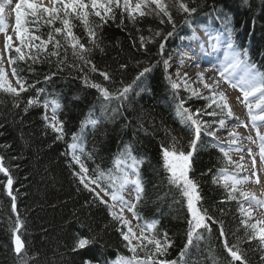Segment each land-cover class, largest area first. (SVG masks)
<instances>
[{
    "label": "trees",
    "instance_id": "obj_1",
    "mask_svg": "<svg viewBox=\"0 0 264 264\" xmlns=\"http://www.w3.org/2000/svg\"><path fill=\"white\" fill-rule=\"evenodd\" d=\"M165 3L169 5L177 26L184 14L176 12L172 6L173 0H166ZM217 4L221 5L215 7ZM189 6L197 7V12L189 20L194 24L202 21L203 24L223 28L225 25L215 17L226 15L228 26L239 47L248 50L249 59L264 73V0H189ZM214 7L216 11H213ZM92 19L97 18L90 17ZM118 23L119 12L116 22L110 21L104 26L100 32V47L91 54L92 62L100 71L109 72L114 83L105 81L99 72L89 73V78L103 84L110 92L134 81L145 66L156 64L164 73L163 63L157 62L162 59L158 55L159 44L162 35L172 30L170 24H161L155 15L146 16L135 25L127 19L124 21L125 27H117ZM73 24L76 25L75 33L84 42L80 22L73 20ZM27 26L34 28L32 23ZM56 26H60L59 22ZM49 30V26L42 25L36 34L46 38ZM157 31L161 36H154L146 45V51L141 49L139 37L153 36ZM173 42L175 40L172 37L166 41L163 58H166V50ZM7 54L9 60L16 55L11 50ZM71 59L69 54V63ZM17 64L24 66L22 61H17ZM122 64L127 65L123 70L120 69ZM16 66L11 64V69ZM35 68L36 73L41 74V80L42 74L56 70L55 67L50 69L48 64H37ZM158 69L141 78L146 86L145 96L123 107L114 101L111 111L103 119L86 113L90 104L98 106L101 102L97 99V90L86 87L78 78L83 73H70L66 68L62 75H57L47 85H36L37 88L46 87L50 94L49 101L54 98L64 100L63 105L56 101L61 107L58 119L64 122L65 136L62 140L55 139L56 133L45 127L42 118L44 108L33 107L27 113L23 111L27 99L35 95L34 89L21 93L18 98L19 107L14 106V98L10 94L0 91V124H3L0 128V145H11L10 148L0 147V155L5 157V166L9 167L14 180L13 194L16 196V208L13 210L11 197L5 188L6 177L0 174V264H18L11 231L17 215L22 222L19 234L25 242L24 251L29 264H84L86 260L92 261V264H109L118 254L132 256L118 230L119 223L111 218L105 205L92 202V194L73 175L69 155L63 154L69 151L72 135L79 134L83 128L82 122L88 121L90 117L98 121L92 132L88 130L92 125L85 126L83 137L86 153L91 154V158L85 162L90 173L97 166L105 171L113 168L114 158L120 152L119 147L130 144L132 154L144 161L140 167L144 185L143 199L138 205L143 219L139 223L158 221L156 232H166L172 241L164 258L177 259L187 242L189 213L180 193L173 194L166 183L170 174L163 167L161 145L167 146L171 136H175L184 151H188L187 141L191 134L173 116V105H168L165 93L159 95L162 73L157 72ZM25 74L29 82L36 75ZM180 94L181 97L187 95H183V92ZM41 99L44 97L41 96ZM205 103L203 99L193 98L185 106L195 110ZM113 108H119L115 115L112 114ZM166 130H169L170 135H166ZM226 165L217 147L209 146L193 157V170L189 175L200 185L202 204L208 214L223 222L225 235H219L218 224L211 225V232L201 229L203 239L198 244L194 240L184 257L185 264H242L240 261H232L224 247L225 240L229 246L239 244L247 264H264L261 261L264 252L258 240H245L240 203L228 200L225 188L212 182L218 169ZM93 237L95 242L85 249L72 250L77 238L91 240ZM138 254L141 257L144 255L139 251Z\"/></svg>",
    "mask_w": 264,
    "mask_h": 264
},
{
    "label": "snow or ice",
    "instance_id": "obj_2",
    "mask_svg": "<svg viewBox=\"0 0 264 264\" xmlns=\"http://www.w3.org/2000/svg\"><path fill=\"white\" fill-rule=\"evenodd\" d=\"M4 3L8 0H3ZM177 13L184 14V20L187 22L191 19L193 14L197 12L196 6H189V0H173L172 5ZM4 8L0 3V31H6L3 26L2 13ZM213 11H216L215 7ZM117 12H119V23L117 27H125L124 21L127 19L133 25L137 24L146 16L155 15L159 18L160 23H168L171 25L172 30L163 35L159 44L158 55L162 57L158 63H163L165 70V79L167 80L174 98L177 100V111L180 118L188 125V130L191 133L187 141L188 151H184L183 146L175 136H171L170 143L165 146L161 145V158L163 160V167L169 173V183L175 185L178 189L181 199L186 201L187 211L189 213L188 229H187V242L185 247L181 250L179 256L175 260H167L166 257L168 249L172 246V241L166 232L157 233L156 227L158 221H150L145 223H138L140 234L133 231L131 221L124 216V211L127 210L133 214L139 222L143 218L138 211V205L143 199V181L140 175V167L143 164L142 159H138L132 154V147L130 144H125L124 148L114 158L113 168L107 171L102 170L97 166L90 173L89 168L86 166L85 159H90L91 154L84 151L83 133L73 134L72 143L68 145L69 151L63 153L70 155L72 165L78 166V171L74 170L73 175L79 180V183L92 194V202L105 205L111 218L117 221L120 225L118 229L123 241H126L125 247L132 253L131 257H121V264H185L184 257L188 254L189 247L193 246L194 240L198 242L203 239V233L200 231L211 232V225H219V235H225L224 226L222 221L214 219L208 214V210L203 207V197L200 194V185L198 181L190 177L189 173L193 170V157L197 153L198 148L202 146L201 136L215 138L216 131L225 126V120L233 117V112L227 103V97L223 93L217 94L216 87L219 81L214 85H208L203 81V76L200 74V82L204 83V87L211 93L209 96H203L197 90L193 89L187 80H182L187 96L181 97L179 89L181 83H177L173 79L172 74L168 72L169 58H163L164 45L169 37H172L176 31V23L174 22L172 11L165 0H53L52 7H42L32 0H19L15 5V32L20 40V46L13 48L12 36H7L6 49L14 51L16 55L10 57L9 62L17 65L12 68V74L16 77L19 87H13L3 67H0V91L10 94L14 98V106L19 107V97L21 93L28 92L29 89L35 90V95L27 99L23 111L28 112L30 108L42 107L45 109L43 113V120L45 127L50 128L56 133L55 139L62 140L65 136L64 122L58 119L59 105L53 107V114L49 116L47 109L49 108L48 96L46 87L37 88L38 84H45L53 81L57 75H62L67 68L69 72L78 71L83 73L81 77L82 83L86 87L96 89L98 92V101L101 102L102 112L107 115L108 106L112 101H116L120 107L128 100L129 93L132 92V84L124 85L117 88L115 91L110 92L107 87L101 83L92 81L89 78V73L99 72L100 76L105 81L114 83L112 77L107 71H100L91 60V54L94 49L100 47V32L104 26L109 22H116ZM31 17V21L29 20ZM90 17L97 19L90 20ZM215 19L221 20L225 25V33L230 35V28L228 26V17L226 15L217 16ZM73 20H78L83 29V36L85 37L82 42V37L77 35L74 31L76 25ZM59 22L60 26L57 27L56 23ZM32 23L34 28L30 29L27 25ZM42 25L49 26V31L46 38L42 35L36 34ZM151 31V30H150ZM155 37L161 36L159 31L155 32L153 36H140L139 46L141 49H146V45ZM59 37V38H58ZM51 45V48H49ZM230 55L226 58L223 66H218L219 76L224 78L227 82L231 83L233 88H239L243 93V101L247 104L249 113L251 114L253 105L249 103L250 97H256L257 109L264 108V73L260 72L256 64L251 62L248 56V50H238L232 43L228 42ZM103 51V49H100ZM69 54L71 55V63H69ZM17 61L24 62L21 67ZM139 63V62H138ZM48 64L50 69L55 67V71L44 73L43 80L39 77L41 74L36 73L35 65ZM127 65H120L123 70ZM151 68L145 66L135 77V80H140ZM36 74L35 78L29 82L28 76L25 74ZM177 78L180 74L176 73ZM187 76V73L184 74ZM133 81V84L135 83ZM41 96L44 99H41ZM196 99H204L206 103L199 108H193L188 105L189 101ZM211 109V111H209ZM119 111V108H113L112 114ZM122 114V113H121ZM205 116L213 118L219 117L218 120L206 121L203 119ZM253 126H256V121H264V115H252ZM98 121L89 118L88 121L82 122V127L87 125L94 126ZM213 124H218L216 130H213ZM3 124H0V128ZM2 135V133H0ZM166 135H170L169 130H166ZM231 140L230 146L237 144L238 134L234 131L229 132ZM257 136L260 140V156L264 160V134H261L257 128ZM248 139H252L250 136ZM213 147L219 148L223 153L227 165H233L231 157L229 156L228 149L224 148L218 143H213ZM0 147H11V145H0ZM239 150V149H237ZM250 151V150H249ZM85 157V159H82ZM19 157H12L18 159ZM243 159V157H241ZM253 166L255 160L253 159ZM241 165H235L236 171L241 169ZM211 171V169H209ZM228 169L222 167L218 169L217 175L213 177L212 182L215 184L222 176L223 187L227 193L228 200H236L237 186L245 182L246 178H238L235 174H226ZM0 174L6 177V192L12 201V209L16 208V196L13 194L14 180L9 171V167L5 166V157L0 155ZM203 175V173H202ZM95 185V187H92ZM132 186L135 198L134 200H127L124 198L123 193ZM99 188L100 191L96 189ZM110 197V201L103 199L100 195ZM240 195L244 200H255L253 193L242 191ZM223 203V201L221 202ZM257 203H260L257 201ZM117 205L119 209L117 210ZM242 216L251 218V213L244 209L243 205L240 206ZM248 219H242L241 224L244 227L245 240H258L259 247L264 252V221H257L256 223H249ZM22 222L17 215L15 224L12 228V242L13 251L16 254L18 264H29V258L25 253L24 241L19 234ZM126 229V230H125ZM145 229L152 233L151 237L146 236ZM137 243L134 245L133 240ZM95 242V237L91 240L88 238H77L73 251L85 249L87 246ZM151 246V247H149ZM224 247L230 254L232 261H240L242 264H247L238 243L229 246L228 241H224ZM139 252L144 255L141 257ZM22 253H24L22 255ZM261 261L264 262V255H261ZM84 264H92V261L86 260Z\"/></svg>",
    "mask_w": 264,
    "mask_h": 264
},
{
    "label": "rangeland",
    "instance_id": "obj_3",
    "mask_svg": "<svg viewBox=\"0 0 264 264\" xmlns=\"http://www.w3.org/2000/svg\"><path fill=\"white\" fill-rule=\"evenodd\" d=\"M49 3V7L53 6V0H48ZM166 1V0H165ZM137 0H133V3H136ZM0 3H2V6L4 8V11H12L13 14L11 15V18L9 19L10 24H9V28H6V31H1L0 33V44H1V50H2V55H0V67H3L5 74L7 75V79L9 80V82L11 83V85L13 87H19V85L17 84V80L15 79L14 75L12 74V69H11V64L9 62V58H8V49H6L5 45L7 43V36H12V43H13V48L20 46V40L17 37V34L15 32V15H14V6L16 5V3H19V0H8V2L4 3L3 0H0ZM221 4H217L215 5V7L220 6ZM43 7V6H42ZM3 11V12H4ZM7 19L3 18V22H5ZM206 39L199 41V42H191V43H182V47L185 48L188 51L189 54V58L187 59V66L189 64H191L193 61L197 60L199 61L198 63H194L195 65H201V67L197 68L194 66V68H187V66H185V70L183 73L181 74H185L187 73L186 78L190 81L188 82L189 84H191V87L195 90H197L199 93H201L203 96H209L211 93L209 91L206 90H202L203 87V83H201L200 81H197L196 78H194L195 76H200V74H202V76H205L207 73L212 72L211 75L209 76L210 80H212V84L215 83L216 81H219V85L216 87V92L217 94L219 93H223L226 97H227V103L229 105V101H233L237 106H239L243 111L244 114L246 115L247 113V117H250L251 114L249 113V109L247 104L243 101V93L238 89V88H233L231 86V83L227 82L224 78L219 76L218 73V69H216V67H209V64H207V60H206V56L208 55V50H207V45H206ZM181 66H177L175 65V63L173 61L169 60V68H168V72L172 74V77L174 80L177 81V83H181V81L183 79H177L176 73L181 69ZM195 72V75H193L192 73ZM185 77V76H182ZM180 77V78H182ZM179 91L181 92H185L184 90V86L183 83H181V88L179 89ZM186 93V92H185ZM255 97H250L249 98V103H253V101L255 102ZM257 101V100H256ZM256 104V103H255ZM238 107V108H239ZM211 110V109H209ZM261 110H263L264 112V108H262ZM257 113H260V109H257L256 111ZM206 117V116H205ZM203 117L204 120H206V118ZM233 117H235V120L240 122L239 125H237L236 123H230V118H227L225 120V126L219 130L216 131V137L212 138V137H208L206 135L202 136H206L208 138H211L212 140L215 139L214 143H218L220 145L223 146H230L229 141L231 140V137L229 136V132L230 131H234L235 133L238 134V132L240 131V129H238V127H243V129H241L242 133H245L246 135L249 134H254V131H252V129L250 128L251 124L248 123L247 121L244 120H240L236 117V115H234L233 113ZM208 121H212V120H218L219 117L213 118L210 116H207ZM183 123L186 125V123L183 121ZM242 123V124H241ZM218 127V125L213 124L212 128L213 130H216ZM256 131V129H254ZM257 142H258V138H257ZM246 143V144H245ZM237 144H241V145H250V143L246 142V139L243 137V139H237ZM259 144V142H258ZM232 146V145H231ZM259 150L260 152V145L257 148V151ZM235 152V153H234ZM229 156L231 157L232 161H234V163H236L235 158L233 157L234 155L236 156V153H240V154H246V151L242 148L241 151L237 152V151H230L229 150ZM264 164V162H262ZM238 165V164H235ZM263 170H264V165H263ZM242 169L248 170V177L247 180H245L244 183H242L241 185H243L242 187L240 185L237 186V192H236V196L237 199L239 201H241V203H243V207L244 209L246 208V206H248V204H250L251 201H255V200H244V198L240 195V192H242L243 190H246V192H250V193H256L255 197L260 196V199H264V177H259L260 179L257 178V176L255 177L254 174H251L249 172V167H243ZM241 170V169H240ZM244 171V170H241ZM232 174H235L238 177V174L236 172V169H234L232 171ZM95 187V186H92ZM97 191H99V189H96ZM100 195L103 197L102 193L100 192ZM103 199H105L103 197ZM107 200V199H105ZM259 202H264V201H260ZM253 206V204H252ZM248 206L246 208V210L248 212L251 213V218L248 219L246 217V219H248L249 223H256L258 220L259 221H264V205L263 206ZM251 210V211H250ZM129 221H131L130 219V215L125 216ZM131 227L133 228V231L137 234V236H139L140 234V229L137 227V225L134 222H131ZM133 244L135 245L136 242L133 240Z\"/></svg>",
    "mask_w": 264,
    "mask_h": 264
},
{
    "label": "bare ground",
    "instance_id": "obj_4",
    "mask_svg": "<svg viewBox=\"0 0 264 264\" xmlns=\"http://www.w3.org/2000/svg\"><path fill=\"white\" fill-rule=\"evenodd\" d=\"M32 2L38 3V4H40L43 7H49V3H50L48 0H32ZM11 15H12V11H4L2 13V17L7 19L5 22H3V26L5 28H7V29L9 28V24H10L8 19L11 18ZM203 23L204 22L201 21V23L197 22V23L194 24V23H191V21H189V20L187 22H185V20L183 18L181 20V22L177 25L176 31H175L174 35L172 36V38L176 41V46H179V42H182V43H186V42L188 43L189 42V43H191V42H195V41L199 42L200 40H203L204 37H205V27L208 26L207 24H203ZM6 32H8V31H6ZM163 35H162V37H163ZM0 55H2L1 44H0ZM166 57L167 58L170 57V61H173L175 63V65H178V66L182 65L183 66L178 71L179 74L184 72V70L186 68L185 66H187V64H186L187 63V59L189 58L188 51L185 48H182V49H179V48H176V47L175 48H169V49L166 50ZM194 66L197 67V68L201 67V65H195L194 63H191V64H189L187 66V68H189V67L190 68H194ZM150 68H151V71H153V70L156 71L158 69L156 64L151 65ZM158 70L159 71H157V72H161L162 73V83L160 85V88L158 89V91L160 92L159 95L162 96L165 93L164 95H166L165 98L167 100L168 105L170 103V105H173V110L177 111V100H176V98H174L173 92H172L167 80L165 79V76H164L162 68H160ZM211 73L212 72H209L205 76H203V81L205 83H207L208 85H214V83L213 84L211 83L212 80H210V78H209ZM192 74L195 75V72L192 73ZM182 76H184V74L180 75V77H182ZM194 78H196L197 81H200V76H195ZM180 79H183V80L186 79L187 83L190 82L186 77L179 78V80ZM129 84H132V93L131 92L129 93L128 100L124 103V105H131L132 102H136L137 100L141 99L143 97V95H144V92H145L144 88L146 86L144 84V81H142L141 79L140 80H135L134 84H133V81L130 82ZM189 85L191 86V84H189ZM202 90L209 91L208 89H206L204 87V83H203ZM54 99L52 101H53V103L55 105L57 104L56 101H58L59 103H61L63 105V101L64 100L61 101L59 98H54ZM74 102H75V99H74V101H72V103L74 104ZM229 106L232 109V112L234 113V115H236V117L238 119L244 120V121L247 120L248 117L244 114V111L239 106H237L233 101H229ZM59 108H61V107L59 106ZM86 113L93 114V115L95 114L96 116H99V118H101V119H103V117L105 115L102 112L101 105L95 106L94 103L90 104L88 106V108L86 109ZM234 120H235V117H231L230 118L231 123ZM234 123L239 125L240 122L234 121ZM215 125H218V124H215ZM238 129H240V131L238 132L240 135H246L245 133L241 132V129H243L242 126L238 127ZM201 140H202L203 143H202V146H200L198 148L197 153H200L203 150H206L209 146L213 147L212 144L214 143V141L211 138H208L206 136H201ZM119 148L120 149H118V150L121 152L123 150V148H124L123 144ZM69 158H70V163H71L70 155H69ZM82 159H85V157H82ZM85 162H87V159H85ZM237 162H238L239 165H241V161H237ZM72 166H73L72 170H77L78 171V166H75V165H72ZM166 183L169 185L168 186L169 190L172 191L173 194H176V195L179 194V191H178V189L176 188L175 185L170 184L169 180H166ZM244 191H246V190H244ZM253 194L255 196L256 193L253 192ZM255 198H260V196L255 197ZM24 245H25V242H24ZM116 263H118V262L116 261ZM109 264H111V263H109Z\"/></svg>",
    "mask_w": 264,
    "mask_h": 264
}]
</instances>
